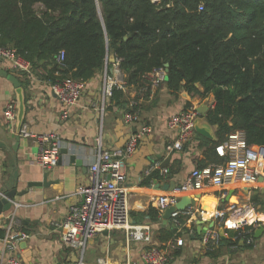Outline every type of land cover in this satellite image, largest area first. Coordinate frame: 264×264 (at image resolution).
<instances>
[{"label":"crops","instance_id":"0c3cea01","mask_svg":"<svg viewBox=\"0 0 264 264\" xmlns=\"http://www.w3.org/2000/svg\"><path fill=\"white\" fill-rule=\"evenodd\" d=\"M151 1L157 4L160 0ZM115 64L106 63L102 72L84 83L81 96L72 105L65 106L45 81L32 73L17 72L10 62L0 63V71L6 73V76L0 74V194L12 189L16 192L25 190L23 195L15 196L13 203L0 214V229L4 232L0 238V264H8L9 257L18 264H76L79 260L93 264L97 259H105L108 264L140 262L145 245L127 242L122 231L97 235L87 240L83 250L71 249L61 244L51 223L62 219L70 206L81 203L76 189L87 183L88 168L99 151L98 142L102 151L123 152L129 136L141 125L148 126L150 132L132 154L122 158V186L128 191L130 223L149 227L151 244L170 254V264H264V179L258 180L256 190L247 187L246 191L240 187L229 189L224 194L219 191L201 194L192 208L191 217H182L179 227H175L171 220L164 223L162 212L152 202L157 196L167 193L161 190L164 184L173 182L178 186L193 168H197L204 159L203 152L209 146L208 142L212 141L195 132L193 139L180 152H168L166 147L176 133L167 126L169 118L189 106H205L208 110L212 108L213 97L209 95L200 99L183 91L170 92L164 80L144 92L134 86H126L123 91L126 104L112 107L108 96L104 95V76H115ZM38 74H42V70ZM7 76H13L23 90L25 114L21 127L24 126L34 136L50 134L59 141L60 149L68 150L66 155L59 153L57 165L49 170V186L26 187L28 183L41 182L46 171L35 163L37 147L34 139L20 136L15 120L5 122L4 107L14 103L16 108L17 101L15 87ZM198 89L201 90L200 87ZM130 101L137 104L138 119L127 123L124 115L131 110ZM198 126L206 128L215 139V127L210 126L204 116H199ZM69 155L74 156L75 162L70 161ZM156 165L167 168L168 174L160 176ZM228 203L235 204L236 209L252 203L253 213L248 220L255 217L257 222L252 225L254 229L262 227V233L244 242L241 239L239 247H225L223 243L214 246L204 244L199 233L209 227L210 221L214 226L206 232L217 233L221 223L212 218V213ZM150 208L158 211V221H152L147 215ZM200 208L204 215L199 213ZM9 225L29 235L17 242L12 253L4 244ZM172 227L180 234L165 238V232ZM233 232L225 230V239ZM162 235L164 238L160 239ZM177 238L182 239L181 246L176 245ZM249 239L252 243L248 242ZM243 244H251L252 248L242 247Z\"/></svg>","mask_w":264,"mask_h":264},{"label":"trees","instance_id":"16d2710c","mask_svg":"<svg viewBox=\"0 0 264 264\" xmlns=\"http://www.w3.org/2000/svg\"><path fill=\"white\" fill-rule=\"evenodd\" d=\"M0 47L13 48L49 85L87 82L103 71L107 52L125 85L138 90L167 64L170 92L213 97L204 118L215 140L197 168L222 163L214 148L236 130L248 147L264 146V0H0ZM107 99L112 107L126 104L115 87ZM147 215L159 219L154 208ZM254 230L244 226L219 243L239 247ZM179 234L172 227L164 237Z\"/></svg>","mask_w":264,"mask_h":264},{"label":"built area","instance_id":"2783aa9c","mask_svg":"<svg viewBox=\"0 0 264 264\" xmlns=\"http://www.w3.org/2000/svg\"><path fill=\"white\" fill-rule=\"evenodd\" d=\"M201 10V6L198 8ZM63 60V52H59L56 61ZM116 61V64H115ZM115 76H104V95L110 96L113 87L125 91L124 76L118 68V60L115 59ZM10 62L12 68L20 73H31L28 62L16 55L11 47H0V63ZM165 69H157L146 75L147 83L140 90L154 88L165 80ZM51 91L55 97L65 106L72 105L82 94L84 82L64 80L51 85ZM129 108L137 107L136 102L130 101ZM130 110V111H131ZM16 108L14 103H8L3 109L6 123L15 120ZM200 113L196 106H189L172 115L167 126L175 131V138L168 144V152H180L184 145L193 139L195 134V121ZM138 110L124 115L127 123L137 122ZM150 132L149 127L141 125L138 131L133 132L123 152H109L100 150L95 161L88 168L87 183L80 185L76 193L81 197V203L70 206L67 213L60 220L53 221L52 227L58 232L61 244L66 248L83 250L87 240L112 231H122L127 242L133 241L145 245L140 262H125L124 264H170V254L151 244L150 229L146 225H135L129 221L128 191L123 187L124 173L122 158L132 154L143 138ZM19 135L25 138H33L37 151L35 163L45 171H49L57 165L60 143L50 134L34 136L23 126ZM216 155L223 158L222 163H211L201 168H193L185 178L170 193H163L152 200L155 208L163 212L167 207L173 206L181 196L201 195L204 193L219 191L222 194L229 189L248 187L256 190L259 187V178L264 179V146L250 148L247 146L242 131L229 133L223 142L214 148ZM160 176L165 177L168 169L156 167ZM109 175V179L107 176ZM252 203L246 204L241 209H236L235 204H227L216 208L212 218L218 220L225 230L237 231L244 226H250L257 222L256 219L247 222L249 213H253ZM192 208L187 207L183 211H174L170 220L175 227L180 226V219L190 218ZM200 208V214H203ZM244 232V231H243ZM242 232V233H243ZM28 234L16 231L11 225L6 230L4 244L9 253H12L20 240L28 238ZM252 243V240H248ZM204 244L219 243L218 234L215 231L206 232L203 236ZM176 245H182V239H176ZM8 264H18L13 257H9ZM76 264H85L79 260ZM93 264H108L105 259H97Z\"/></svg>","mask_w":264,"mask_h":264},{"label":"water","instance_id":"95a60500","mask_svg":"<svg viewBox=\"0 0 264 264\" xmlns=\"http://www.w3.org/2000/svg\"><path fill=\"white\" fill-rule=\"evenodd\" d=\"M153 3H155V1H153ZM107 47V46H106ZM115 58L113 55H109L107 52L106 55V63H114ZM105 63V64H106ZM165 67V71L167 68V64L164 65ZM0 74L3 76H6V73L1 72ZM8 80H10V82H12L13 86L15 87V93H16V115H15V126H16V131L17 133L20 131L21 126H22V121L24 118V114H25V109H24V94H23V90L18 86V83L16 81L15 78H13V76H7ZM195 86L198 88L199 85L195 84ZM198 112L200 113L201 116H204L207 108L205 106H200L197 108ZM194 130L195 132H197L199 135L207 138L208 140H212L214 141L215 139H213L210 135V133L208 132V130L206 128L203 127H199L198 126V119L195 121V126H194ZM59 153L62 155H66L68 153V150L66 148H61L59 149ZM70 161L71 162H75V158L72 155H69ZM59 161V160H58ZM48 174L49 171H46L43 176H42V180L41 182H31L28 183L26 185L27 188H31V187H46L49 186V184L51 183V181L47 180L48 178ZM107 179H109V175L107 176ZM259 181H261V178H259ZM176 187L175 184L173 182H170L169 184H164L161 188L162 191H165L167 193H170L171 191H173ZM246 191H247V187H243ZM232 190H230L229 195L231 194ZM25 193V190H23L22 192H16L15 189L9 190L4 192L3 194H0V214L2 213V211L4 210L5 207H7L9 204L13 203V198L15 196H20L23 195ZM200 198V195L196 194L193 196H181L178 198V201L176 202V204H174L173 206H169L167 207L163 212H162V220L165 222L170 220L171 214L174 211H183L184 209H186L187 207H193L195 205L196 200H198ZM202 207V206H201ZM202 209V208H201ZM203 210V209H202ZM214 226V222L210 221V225L208 228L204 229L201 233H199L202 237L206 234L207 230H210L211 228H213ZM224 231L225 229L220 226L218 227L217 233L219 236V240L223 241L225 239L224 236ZM263 228L262 227H258L257 229H255L254 231V238H257L258 235H260V233H262Z\"/></svg>","mask_w":264,"mask_h":264},{"label":"bare ground","instance_id":"6f19581e","mask_svg":"<svg viewBox=\"0 0 264 264\" xmlns=\"http://www.w3.org/2000/svg\"><path fill=\"white\" fill-rule=\"evenodd\" d=\"M203 215H204V213H203ZM251 215H252V213H249V214H248V216H247V222H250V220H248V218H249ZM253 216H254V215H253ZM253 219H255V217L252 218L251 220H253Z\"/></svg>","mask_w":264,"mask_h":264},{"label":"rangeland","instance_id":"374dc122","mask_svg":"<svg viewBox=\"0 0 264 264\" xmlns=\"http://www.w3.org/2000/svg\"><path fill=\"white\" fill-rule=\"evenodd\" d=\"M91 241V240H90Z\"/></svg>","mask_w":264,"mask_h":264}]
</instances>
